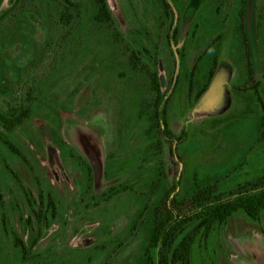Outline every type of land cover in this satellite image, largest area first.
Returning <instances> with one entry per match:
<instances>
[{"label": "rangeland", "instance_id": "374dc122", "mask_svg": "<svg viewBox=\"0 0 264 264\" xmlns=\"http://www.w3.org/2000/svg\"><path fill=\"white\" fill-rule=\"evenodd\" d=\"M40 1L38 12L28 9L0 26V70L15 82L19 69L31 65L36 74L49 72L40 105L6 136L28 163L0 139V189L9 219L5 230L0 208V264H85L95 247L106 249L88 264H152L144 254L152 207L162 197L150 190L159 159L146 153L147 124L134 120L137 98L123 84L120 56L91 23L93 0H72L82 6L75 21L82 25L68 40L62 37L69 32L53 26L60 1ZM107 1L119 31L128 41L138 34L158 61L164 91L171 88L168 124L181 140L174 142V156L163 147L169 186L190 193L195 184L221 180L235 191L263 174L264 0H248L247 8L244 0H166L168 15L161 0ZM12 3L0 0V20ZM216 53L214 77L197 99ZM118 187L125 190L101 198ZM40 189L57 199L58 215L42 224L23 262L13 236L29 245L28 203L40 208ZM199 245L197 264H264V212L251 219L238 211Z\"/></svg>", "mask_w": 264, "mask_h": 264}, {"label": "trees", "instance_id": "16d2710c", "mask_svg": "<svg viewBox=\"0 0 264 264\" xmlns=\"http://www.w3.org/2000/svg\"><path fill=\"white\" fill-rule=\"evenodd\" d=\"M46 1L49 3L48 0ZM59 1L63 9L55 13L56 20L53 26L54 29L56 26L57 32L64 30L69 32V35L62 37L63 40H68L74 33L73 27L81 28L82 23L75 21L76 17L82 13V6L72 0ZM161 1H163L165 14L168 15L169 5L166 0ZM41 2L40 0H13L8 9L1 10L0 26L6 21L13 23L18 13L28 9L38 12ZM93 3L95 14L91 23L108 42L114 44L115 53L120 56V65L124 70L121 74L123 84L130 88L137 98L136 112L133 110L134 120L139 123L146 121L145 135L150 140L146 153L148 156L159 159L158 165L156 163L152 168L155 176H152L150 190L152 193L162 194V197L152 207L153 228L144 256L147 262L152 264H197L196 251L201 241L209 239L238 211H243L251 219H258L264 212V173L252 182L238 184L235 191L231 187L224 188L221 180L195 184L190 193L185 192V189L182 193L178 190L176 183L169 186V176L165 167L163 168V147L169 145L170 154L174 156V142L178 144L177 142L181 140L178 137L175 139L168 124L167 107L171 88L164 91L165 78L159 72L158 61L138 34L133 37L132 41H128L119 31L108 1L93 0ZM244 4L247 8L248 0H244ZM178 24L179 20L172 26V29L170 28L172 32L169 34V41L171 44L177 41ZM56 37L57 33L54 31L53 43L56 42ZM60 53L65 54L62 51ZM217 64L218 54L216 53L212 68L205 77L206 82L196 96L197 99H200L208 89ZM36 68L34 69V65H31L23 71L19 69L18 82H15L4 70H0V125L2 126L0 139L26 163H28L26 156L6 136L29 119L41 103V84L44 80L46 81L49 72L36 74ZM249 70L251 71L250 68ZM162 138L165 140L163 141ZM91 169L85 168L89 188H92ZM124 190L125 188L122 187L112 188L109 192L107 190L102 193L101 198L109 200L114 197L115 193ZM39 193V209L34 206L32 200L28 203L32 213L27 219L30 232L29 245L17 234L13 236L14 247L17 248L19 259L23 262L30 259L31 251L42 235V224L47 222L49 215L50 217L58 215L57 199L52 194L45 197L42 189ZM0 208L2 225L6 230L9 226V219L5 213V201L1 189ZM98 248L101 249V247ZM98 248L89 249L88 259L85 261L87 264L97 258L103 249H106L99 250Z\"/></svg>", "mask_w": 264, "mask_h": 264}]
</instances>
